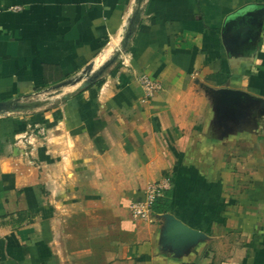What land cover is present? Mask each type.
Here are the masks:
<instances>
[{
    "label": "crops",
    "instance_id": "obj_1",
    "mask_svg": "<svg viewBox=\"0 0 264 264\" xmlns=\"http://www.w3.org/2000/svg\"><path fill=\"white\" fill-rule=\"evenodd\" d=\"M0 102V264H264V0H0Z\"/></svg>",
    "mask_w": 264,
    "mask_h": 264
},
{
    "label": "water",
    "instance_id": "obj_2",
    "mask_svg": "<svg viewBox=\"0 0 264 264\" xmlns=\"http://www.w3.org/2000/svg\"><path fill=\"white\" fill-rule=\"evenodd\" d=\"M111 62H113V60L104 64L85 85H89L92 81L96 80L104 70L108 68ZM70 82H72V80L67 81L62 85ZM219 93L222 95L223 99L231 105L236 104L238 98L243 95V92L231 89H221L219 90ZM17 107H20L17 103L0 102V111ZM203 237L204 234L201 231L190 227L172 214L166 215V227L163 232L164 243L165 245H169L177 255L183 254L187 248L197 244Z\"/></svg>",
    "mask_w": 264,
    "mask_h": 264
},
{
    "label": "built area",
    "instance_id": "obj_3",
    "mask_svg": "<svg viewBox=\"0 0 264 264\" xmlns=\"http://www.w3.org/2000/svg\"><path fill=\"white\" fill-rule=\"evenodd\" d=\"M139 82L144 88L145 94L149 97L153 96L155 91L160 88V86L148 76L141 77ZM42 134H44V132ZM165 188H167V183L150 185L146 192V198L133 203L131 209L134 217L146 220L152 218L154 212L153 205Z\"/></svg>",
    "mask_w": 264,
    "mask_h": 264
},
{
    "label": "trees",
    "instance_id": "obj_4",
    "mask_svg": "<svg viewBox=\"0 0 264 264\" xmlns=\"http://www.w3.org/2000/svg\"><path fill=\"white\" fill-rule=\"evenodd\" d=\"M93 84H90L92 86ZM171 205V194L169 192H166V194L163 197H160L157 199L153 205L154 211L158 213H165L170 210Z\"/></svg>",
    "mask_w": 264,
    "mask_h": 264
},
{
    "label": "bare ground",
    "instance_id": "obj_5",
    "mask_svg": "<svg viewBox=\"0 0 264 264\" xmlns=\"http://www.w3.org/2000/svg\"><path fill=\"white\" fill-rule=\"evenodd\" d=\"M95 68V67H94Z\"/></svg>",
    "mask_w": 264,
    "mask_h": 264
}]
</instances>
